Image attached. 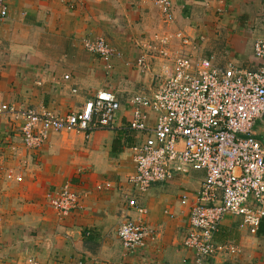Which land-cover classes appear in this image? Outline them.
<instances>
[{
    "label": "crops",
    "instance_id": "1",
    "mask_svg": "<svg viewBox=\"0 0 264 264\" xmlns=\"http://www.w3.org/2000/svg\"><path fill=\"white\" fill-rule=\"evenodd\" d=\"M0 1L7 10L3 18L0 8L1 100L59 116L81 110L100 91L112 92L121 104L114 129L91 139L52 134L37 151L23 145L20 120L0 115V264H192L183 200H194L205 174H180L136 195L128 184L132 149L145 137L128 127L131 100L164 69L166 60L148 47L170 37L175 49L179 33L198 39L201 53L217 66L258 70L254 47L264 35V0H221L210 7L204 0H172L174 23H166L149 0ZM100 38L120 54L110 64L84 48L85 40ZM144 54L153 66L149 75L137 67ZM147 115L154 125L158 115ZM255 130L264 146V118ZM69 185L81 207L62 216L47 195ZM132 198L147 210L144 216L132 211V219L142 220L150 237L146 257L126 262L118 230ZM241 224L239 217H225L216 241L228 249L210 264H264V225L254 230Z\"/></svg>",
    "mask_w": 264,
    "mask_h": 264
},
{
    "label": "built area",
    "instance_id": "2",
    "mask_svg": "<svg viewBox=\"0 0 264 264\" xmlns=\"http://www.w3.org/2000/svg\"><path fill=\"white\" fill-rule=\"evenodd\" d=\"M220 1L204 0L207 7ZM149 2L160 9L166 23H174L172 0ZM0 8L1 17H6L2 1ZM172 40L157 39V45L148 47L166 60L164 69L154 75L147 92L131 100L134 117L128 127L145 138L132 149L134 173L128 184L136 195H146L154 185L170 183L177 175L203 172L205 178L194 200H183L189 206L190 224L184 244L194 253L192 264H210L228 249L216 241L227 215L239 217L243 228L257 230L264 225V146L255 130L264 118V35L255 43L259 61L255 71L234 64L217 66L201 53L198 39L183 33L177 34L180 44L171 50ZM84 48L106 64L120 55L103 38L85 40ZM147 57H139L137 67L149 75L153 66ZM120 110L110 91L98 92L81 110L64 116L19 108L0 99V115L21 121L22 142L31 151L42 149L52 134L74 133L91 139L97 131L112 130ZM149 111L158 115L154 125L148 120ZM47 198L62 216L81 207V196L70 185ZM132 211L147 214L137 198L129 199L118 230L129 256L145 250L150 237L147 225L132 219ZM28 264L42 263L32 259Z\"/></svg>",
    "mask_w": 264,
    "mask_h": 264
},
{
    "label": "rangeland",
    "instance_id": "3",
    "mask_svg": "<svg viewBox=\"0 0 264 264\" xmlns=\"http://www.w3.org/2000/svg\"><path fill=\"white\" fill-rule=\"evenodd\" d=\"M9 178V177H8ZM171 215V214H170ZM125 249V248H124ZM131 257H146V255H144V253L142 251H140L138 254L135 255H127L126 251H125V261L127 262V260H129V258ZM31 260H27V262L25 264H28Z\"/></svg>",
    "mask_w": 264,
    "mask_h": 264
}]
</instances>
